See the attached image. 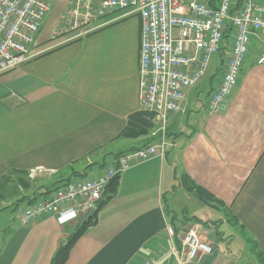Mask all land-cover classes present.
I'll list each match as a JSON object with an SVG mask.
<instances>
[{
  "label": "crops",
  "instance_id": "obj_1",
  "mask_svg": "<svg viewBox=\"0 0 264 264\" xmlns=\"http://www.w3.org/2000/svg\"><path fill=\"white\" fill-rule=\"evenodd\" d=\"M71 1L54 0L32 46L35 56L0 74V179L16 169L27 172L23 177L31 184L0 200L31 193V199L19 205L5 203L9 207L3 208L0 220V264H51L88 213L66 224L53 214L23 224V210L71 182L98 178L120 154L163 139L165 154L124 171L117 191L100 207L110 195L103 193L95 205L96 224L76 241L65 264H142L167 252L172 239L189 230L213 251L184 264H247L251 258L260 262L261 44L253 46L221 112H210L208 101L219 86L222 60L229 51L216 55L220 59L215 70H207L188 90L182 110L165 123L155 116L148 135L118 137L129 115L143 110L141 18L129 16L78 39L68 40L72 34L56 37ZM196 189L214 201L202 199ZM161 260L179 264L170 254Z\"/></svg>",
  "mask_w": 264,
  "mask_h": 264
},
{
  "label": "built area",
  "instance_id": "obj_2",
  "mask_svg": "<svg viewBox=\"0 0 264 264\" xmlns=\"http://www.w3.org/2000/svg\"><path fill=\"white\" fill-rule=\"evenodd\" d=\"M72 0L55 36L82 38L129 16L141 18L139 99L143 109L166 122L182 110L189 89L206 75L213 58L225 47L221 80L208 108L221 112L239 84L254 42L262 49L257 59L264 64V0ZM54 0H0V74L16 69L35 54L42 20ZM230 34L229 38L225 35ZM167 141L123 154L96 179L74 181L52 196L36 200L21 214L23 224L55 215L66 224L95 208L108 184L124 171L166 152ZM173 234V231H170ZM171 234V235H172ZM173 237V235H172ZM213 248L193 231H181L166 252L150 256L142 264H161L167 255L179 264L193 262Z\"/></svg>",
  "mask_w": 264,
  "mask_h": 264
},
{
  "label": "trees",
  "instance_id": "obj_3",
  "mask_svg": "<svg viewBox=\"0 0 264 264\" xmlns=\"http://www.w3.org/2000/svg\"><path fill=\"white\" fill-rule=\"evenodd\" d=\"M212 1L214 2L216 0H212ZM212 1H211V5H212ZM238 3L241 4V0H238ZM225 37L229 38L230 34L227 32ZM226 51H228L227 47H225V49L222 52L226 53ZM155 116H156L155 112L145 110V109L132 113L131 115H129L127 124L122 129L118 137L138 138L144 135H148L151 132V130L154 128ZM122 155L123 153L120 154L118 158H120ZM26 173L27 172L25 171L14 169L10 171L8 174H5L1 177L0 179V200H5L7 197H9V195H15L18 192V189L20 188L28 189L31 186L30 182L23 177V174L26 175ZM120 175L121 174H118L108 184L105 192L109 191L110 195L108 196L106 200L101 202L100 207H102V205H104L107 202V200L110 199L114 195V193L117 191ZM196 192L202 199L206 201H214V198L210 196V194H207L201 189H196ZM24 200H30V199L23 198L21 201H24ZM97 216H98V213H96L94 217H92L87 223H85L82 226H79L77 230L74 233H72L68 241L58 249L51 264H65L67 262L72 247L74 246L76 241L86 232L88 227L96 224ZM259 258H260V263L264 264V253L260 252Z\"/></svg>",
  "mask_w": 264,
  "mask_h": 264
},
{
  "label": "rangeland",
  "instance_id": "obj_4",
  "mask_svg": "<svg viewBox=\"0 0 264 264\" xmlns=\"http://www.w3.org/2000/svg\"><path fill=\"white\" fill-rule=\"evenodd\" d=\"M256 44H257V41L254 42V45H256ZM219 59H220V57H218V56H216V57L213 58V61L210 63L209 68H208L209 71H212L213 69L215 70L216 66L218 65V60ZM30 194H31L30 192L24 191L20 195V197L18 196L19 197L18 199H16L17 197H14V198L11 197L7 201H5V203L6 204H10L11 203L12 204L11 206H14L16 204L19 205L22 202L27 201V200L21 201L23 198L24 199H26V198L31 199V195ZM5 203L0 201V220L1 221H2V218H3V214H2V211H4L3 208L7 207ZM13 216L14 217L17 216V210L14 212V215ZM12 221L14 222L15 219L13 218ZM251 259H252V261L251 262L249 261V263H247V264H260V262H258L255 258H251Z\"/></svg>",
  "mask_w": 264,
  "mask_h": 264
},
{
  "label": "water",
  "instance_id": "obj_5",
  "mask_svg": "<svg viewBox=\"0 0 264 264\" xmlns=\"http://www.w3.org/2000/svg\"><path fill=\"white\" fill-rule=\"evenodd\" d=\"M98 208H93L91 209L87 216L83 219V221L81 222V225H84L85 223H87L92 217H94V215L96 214Z\"/></svg>",
  "mask_w": 264,
  "mask_h": 264
}]
</instances>
